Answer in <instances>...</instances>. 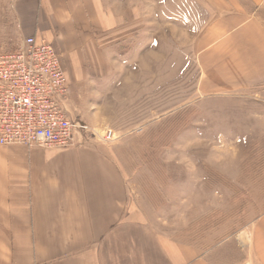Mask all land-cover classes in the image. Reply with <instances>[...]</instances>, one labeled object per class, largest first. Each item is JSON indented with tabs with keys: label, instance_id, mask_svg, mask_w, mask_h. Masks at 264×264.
Here are the masks:
<instances>
[{
	"label": "rangeland",
	"instance_id": "obj_1",
	"mask_svg": "<svg viewBox=\"0 0 264 264\" xmlns=\"http://www.w3.org/2000/svg\"><path fill=\"white\" fill-rule=\"evenodd\" d=\"M105 2L119 36L113 51L82 55L83 75L63 105L89 127L75 144L96 140L113 151L131 204L161 237L238 258L264 213L263 94L207 90L202 62L213 54L217 77L227 55L195 50L210 17L205 0ZM108 78L113 95L88 87ZM106 128L111 144L93 136Z\"/></svg>",
	"mask_w": 264,
	"mask_h": 264
},
{
	"label": "crops",
	"instance_id": "obj_2",
	"mask_svg": "<svg viewBox=\"0 0 264 264\" xmlns=\"http://www.w3.org/2000/svg\"><path fill=\"white\" fill-rule=\"evenodd\" d=\"M205 1L210 17L195 50L227 55L217 77L213 54L202 62L207 90L256 89L264 98V0ZM114 20L105 0H0V51L30 37L53 45L67 60L74 92L86 67L83 53L113 51ZM109 78L89 79L88 87L113 95ZM155 228L131 204L113 151L100 141L70 148L0 145V264H264V213L232 259L161 237Z\"/></svg>",
	"mask_w": 264,
	"mask_h": 264
},
{
	"label": "built area",
	"instance_id": "obj_3",
	"mask_svg": "<svg viewBox=\"0 0 264 264\" xmlns=\"http://www.w3.org/2000/svg\"><path fill=\"white\" fill-rule=\"evenodd\" d=\"M70 93L56 48L30 37L14 50L0 53V145L70 148L78 130L63 107ZM96 134L93 131V135ZM110 128L100 140L116 141Z\"/></svg>",
	"mask_w": 264,
	"mask_h": 264
}]
</instances>
